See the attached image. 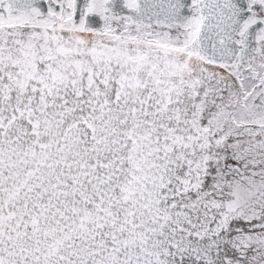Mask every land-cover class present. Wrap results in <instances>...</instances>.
I'll return each mask as SVG.
<instances>
[{"label":"snow or ice","instance_id":"6c2138e0","mask_svg":"<svg viewBox=\"0 0 264 264\" xmlns=\"http://www.w3.org/2000/svg\"><path fill=\"white\" fill-rule=\"evenodd\" d=\"M0 264H264V0H0Z\"/></svg>","mask_w":264,"mask_h":264}]
</instances>
